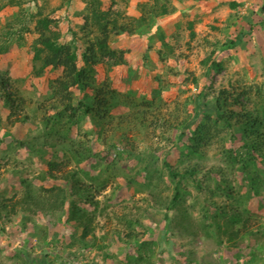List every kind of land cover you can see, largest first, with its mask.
<instances>
[{
	"label": "rangeland",
	"instance_id": "1",
	"mask_svg": "<svg viewBox=\"0 0 264 264\" xmlns=\"http://www.w3.org/2000/svg\"><path fill=\"white\" fill-rule=\"evenodd\" d=\"M103 1L105 5H113V9L123 15L138 17L141 15L139 3L145 0ZM230 1L170 0L173 10L158 16L150 26L137 34L123 33L112 37L111 45L125 51L126 63L112 68L106 63L99 64L96 83L101 86L104 80L109 79L111 87L120 93L122 99L128 95L139 102L155 97L156 100L159 98V102L149 114V127L135 126L133 131H128L130 136H135L132 140L136 149L133 155L129 154L127 144L119 138L121 132L117 129V116L104 119L101 135L90 115L72 128V135H84L94 150V158L81 162L78 167L88 172L89 176L84 172L82 175L87 183L94 185V197L99 201L95 241L98 245H105L103 251L98 247L72 243L74 236L80 235L81 227L74 221H66V209L49 214L28 210L13 215L4 212L0 216L1 263L127 264L133 255L139 254V250L144 252L148 248L153 253L152 264H264V246H259V252L256 251L253 248L257 246L254 237L249 242H242L239 247H232L226 236L220 237L224 239L223 243L219 242L215 226L209 229V233L201 229L199 224L204 217L202 205L212 200L231 203L225 195H213L212 190L205 186L198 189L188 184L190 194L185 203L186 211L197 235L185 231L177 223L181 219L177 209L168 210L165 206L172 195L173 182L163 162L167 160L174 166L182 167L180 149L188 141L186 138L175 142L176 130L172 126L177 118L180 120L193 111L194 95L205 85L212 86L207 91L215 92L222 87L234 89L264 83V0H237L243 1V4L235 9ZM85 6V0H23V7L36 16L27 19L26 38L15 42L8 52L0 53V72L33 102L47 97L51 81L60 74L54 68H48L39 77L32 73L31 51L37 36L35 27L38 18L42 15L56 17L64 32L71 26L82 33L80 26L84 22ZM18 13L16 5H6L0 10V32ZM159 27L161 30H158ZM244 29L243 39L236 40L231 47V42ZM246 29L251 32H246ZM161 31L165 33L169 47L162 44L158 34ZM217 46L224 48L216 55L224 61L225 68L219 73H209L208 64L204 61ZM195 78L197 82H194ZM75 94L77 99H84L83 91L76 89ZM3 101L0 93V199L13 197L10 203L17 200L23 192V177L46 187L66 185L65 180L40 176L47 168L46 159L50 157L51 149L34 153L19 144L20 140L40 134L39 116L31 112L33 117L28 122L13 124L9 118L10 110L3 105ZM127 110V106L120 105L110 113L120 115ZM218 146L209 142L203 146L207 154L203 163L207 167L222 162L221 156L216 155ZM139 152L145 158L154 155L150 158L158 171L156 177L148 179L142 162L135 154ZM72 166H77V163ZM161 175L163 177H159ZM202 175L203 172L199 177ZM240 175H230L236 189H239L242 180ZM90 176H97V181ZM100 181H105V184L98 186ZM213 187L212 183L211 189ZM241 190L246 191L247 186ZM261 203L263 206H260ZM85 205L93 209L89 203ZM247 206L264 220L263 196L252 195ZM210 209L213 211L214 207ZM136 219L141 224L135 222L132 227L139 233L141 247L136 246L134 240L129 242L126 235L131 229L128 221ZM165 237L173 243L169 245L166 240L162 241ZM87 239L90 241L92 238ZM252 251L258 254L256 258L252 257Z\"/></svg>",
	"mask_w": 264,
	"mask_h": 264
},
{
	"label": "trees",
	"instance_id": "2",
	"mask_svg": "<svg viewBox=\"0 0 264 264\" xmlns=\"http://www.w3.org/2000/svg\"><path fill=\"white\" fill-rule=\"evenodd\" d=\"M85 3L84 22L80 26L82 33L71 26L64 32L60 28L59 19L50 15H42L37 20V36L33 40L31 51L32 73L39 77L48 68L60 71L51 81V91L44 100L33 102L28 99L21 90L10 84L9 77L0 72V93L4 100L3 105L10 110L11 122L26 123L33 117L31 112L40 118V134L20 140V146L27 147L34 153L51 149V155L46 159L47 168L40 176L66 182V185L46 187L36 185L23 177V192L17 200L10 203L13 197L0 199V216L4 212L13 215L22 210L49 214L66 209V221H74L81 227L80 235L74 236L72 243L98 247L103 251L105 245H98L95 241V220L99 201L94 197V185L87 183L82 175L84 172L89 176L88 172L78 167L81 162L94 158V150L84 135H72V128L90 115L101 135L104 119L117 116V129L121 132L119 138L127 144L129 154H134L136 149L132 140L135 136H130L128 131H133L135 126H150L149 114L153 112L152 107L159 102V98L137 102L127 95L122 99L120 93L111 87L109 79L104 80L101 86L96 83L97 67L102 63H106L109 68L126 63L125 51L117 50L111 45L114 35L137 34L141 29L150 26L158 16L171 12L173 8H170V0H145L139 3L141 15L129 17L115 11L113 5H105L103 0H85ZM242 4L243 1H230L234 9ZM6 5L18 6L19 13L14 20L7 22L3 32H0V53L8 52L15 42L26 38L28 20L36 16L23 7V0H0V10ZM262 8L264 10V5ZM39 13L42 14V11ZM158 30H161V27ZM247 31L251 32L246 29ZM67 32L71 34V38ZM158 34L162 44L169 47L165 33L161 31ZM244 36L245 29L239 32L237 39L232 41L230 46L235 45L236 40H242ZM219 50L224 48L217 46L205 58L209 73H219L225 68L224 61L217 58ZM197 81L195 78L194 82ZM211 87L205 85L200 88L193 98V111L180 120L177 118L173 123L172 127L176 130L174 141H183L186 138L188 141L180 149L179 161L182 167L174 166L167 160L163 162L168 177L173 182V192L165 206L168 210L177 209L181 218L177 223L185 231L197 235L186 211L185 203L190 194L188 184L198 189H204L205 186L212 190L213 195H225L231 203H217L212 200L202 205L204 217L199 224L201 229L209 233V229L215 226L219 242L223 243L224 239L220 237L226 236L228 244L232 247H239L242 242H249L251 237H254L257 246L253 248L259 252V246H264V220L247 206V202L252 195L264 198V83L234 89L222 87L215 92L207 91ZM76 89L83 91L84 99H77ZM210 93L212 96L209 100ZM120 105L127 106L129 110L120 115H111L110 110ZM208 142L219 145L216 155L222 159L219 164L209 167L203 163L207 156L203 146ZM135 154L142 162V169L148 179L156 177L158 171L153 167L154 160L151 161L154 155H147L145 158L141 152ZM74 163H77V166H72ZM229 170L232 171L231 174H241L239 189L233 185ZM202 172V177H199ZM96 177L90 176L94 181H97ZM104 182L100 181L98 186H103ZM243 186H247L244 192L241 190ZM86 203L92 205L93 209L86 207ZM260 206H263V203ZM211 207H214L213 211H210ZM135 222L141 224L138 219L129 220L128 226L131 229L126 235L129 242L134 240L137 242L136 246L141 247L139 233L132 227ZM88 237L92 239L89 241ZM165 240L169 245L173 243L166 237L162 239L164 242ZM251 253L255 258L258 255L253 251ZM152 254L148 248H145L144 252L139 250V254L133 255L127 264H152Z\"/></svg>",
	"mask_w": 264,
	"mask_h": 264
}]
</instances>
